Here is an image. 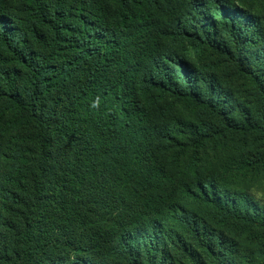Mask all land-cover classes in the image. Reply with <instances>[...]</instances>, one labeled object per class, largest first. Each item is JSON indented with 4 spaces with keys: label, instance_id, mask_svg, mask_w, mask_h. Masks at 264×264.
I'll use <instances>...</instances> for the list:
<instances>
[{
    "label": "trees",
    "instance_id": "trees-1",
    "mask_svg": "<svg viewBox=\"0 0 264 264\" xmlns=\"http://www.w3.org/2000/svg\"><path fill=\"white\" fill-rule=\"evenodd\" d=\"M235 1L0 0V264H264L239 186L264 175V0Z\"/></svg>",
    "mask_w": 264,
    "mask_h": 264
},
{
    "label": "rangeland",
    "instance_id": "rangeland-1",
    "mask_svg": "<svg viewBox=\"0 0 264 264\" xmlns=\"http://www.w3.org/2000/svg\"><path fill=\"white\" fill-rule=\"evenodd\" d=\"M236 0L235 3H238ZM259 9L264 11V2L259 3ZM200 68L203 72L215 77L216 82L232 93L231 99L237 97L243 100L250 94L249 86L246 80H244L236 71L235 67H231L223 62H215V60L206 59L203 57ZM227 181V180H226ZM240 187L247 189L253 198L264 203V175L259 179L245 180L240 179ZM184 264H192L189 261H185Z\"/></svg>",
    "mask_w": 264,
    "mask_h": 264
}]
</instances>
